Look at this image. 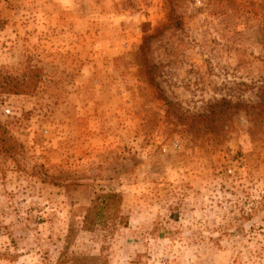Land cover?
Returning <instances> with one entry per match:
<instances>
[{"label": "rangeland", "instance_id": "rangeland-1", "mask_svg": "<svg viewBox=\"0 0 264 264\" xmlns=\"http://www.w3.org/2000/svg\"><path fill=\"white\" fill-rule=\"evenodd\" d=\"M29 69L0 264H264V0H0V79ZM105 192L126 224L86 231Z\"/></svg>", "mask_w": 264, "mask_h": 264}, {"label": "trees", "instance_id": "trees-1", "mask_svg": "<svg viewBox=\"0 0 264 264\" xmlns=\"http://www.w3.org/2000/svg\"><path fill=\"white\" fill-rule=\"evenodd\" d=\"M150 36L145 37L144 42L148 41ZM143 42V43H144ZM144 48L143 44L141 48ZM32 69H29L24 78L17 79L12 77L5 79L2 83L1 90L4 92H24L27 93L31 86L36 82ZM122 197L118 192H105L94 196L90 206L86 209V213L81 221V228L86 231H96L101 229L106 234L111 233L119 224H126V217L121 214ZM74 229L70 226L65 240L66 244H70L73 237ZM68 259V258H67Z\"/></svg>", "mask_w": 264, "mask_h": 264}]
</instances>
